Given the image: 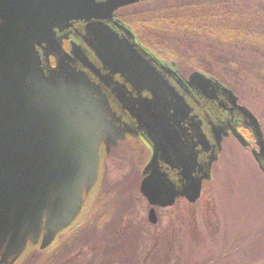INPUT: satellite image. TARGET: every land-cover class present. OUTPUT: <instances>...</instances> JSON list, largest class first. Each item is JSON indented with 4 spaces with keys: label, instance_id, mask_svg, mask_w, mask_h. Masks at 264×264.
Returning a JSON list of instances; mask_svg holds the SVG:
<instances>
[{
    "label": "water",
    "instance_id": "1",
    "mask_svg": "<svg viewBox=\"0 0 264 264\" xmlns=\"http://www.w3.org/2000/svg\"><path fill=\"white\" fill-rule=\"evenodd\" d=\"M142 1L0 0V264H15L27 246L41 238L40 248L45 250L70 227L98 181L100 146H116L125 139L115 120L107 118L110 98L103 94L98 98L99 86L84 72L63 60L57 72L46 76L43 71L35 47L55 46L56 33L74 26L84 32L79 34L83 41L90 38V47L110 72L121 75L133 91H145L161 103L169 97L174 104L176 129L168 126L171 117L166 111L146 124L154 155L140 191L152 207L150 223L157 224L156 208L172 207L181 197L190 203L200 199L203 181L210 179V168L217 160L223 130L211 126L215 141L203 129H192L196 136L192 137L189 118L191 122L196 118L190 105L175 94L155 66L157 60L136 43L132 31L114 21L118 10ZM190 84L198 85L209 101L224 99L231 112L239 113L254 132L260 153L253 154L264 172V139L256 116L203 74L193 73ZM121 93L116 101L130 116L141 120V112L150 113L148 99L130 93L132 100H127L130 96ZM178 119L188 126V135ZM230 129L248 148L246 139ZM168 170L177 173V183Z\"/></svg>",
    "mask_w": 264,
    "mask_h": 264
},
{
    "label": "rangeland",
    "instance_id": "2",
    "mask_svg": "<svg viewBox=\"0 0 264 264\" xmlns=\"http://www.w3.org/2000/svg\"><path fill=\"white\" fill-rule=\"evenodd\" d=\"M228 4L226 12L234 10V2ZM149 7L156 8L144 1L116 17L132 19L139 33L128 26L140 44L180 75L201 72L232 91L256 116L264 139V34L245 41L229 33L233 22L224 21L211 33L168 37L139 25L137 17ZM261 16L264 21V11ZM214 30L227 36L221 40ZM250 144L246 150L233 136L225 138L200 199L156 208L153 225L152 207L140 191L150 152L128 140L103 157L99 183L72 227L48 250L41 243L28 247L15 264H264V173L253 136Z\"/></svg>",
    "mask_w": 264,
    "mask_h": 264
},
{
    "label": "flooded vegetation",
    "instance_id": "3",
    "mask_svg": "<svg viewBox=\"0 0 264 264\" xmlns=\"http://www.w3.org/2000/svg\"><path fill=\"white\" fill-rule=\"evenodd\" d=\"M116 20L117 18L115 17V21ZM83 33L84 32L79 26H74L71 29L68 28L66 30H62V32L56 33L57 40L55 46L49 47L44 44L41 46H36V52L42 61V67L44 69L43 71L46 76H49L53 72H57L58 63L63 60L69 67L77 71L84 72L94 86H99L97 89L101 93H98V98H101L102 94L107 97V99L110 98V109H108L110 115L107 118L110 120L114 119V125L118 128L117 130H119V132L121 131L125 136V139L123 141H119L116 146H107L106 143H102L100 146V169L104 156L109 155L114 150L120 148L122 144L127 143L128 140L132 139L136 142H140L144 148L150 152L149 161L146 163V166L143 169L144 179L148 175L145 173L146 167L151 162L154 155L153 144L151 139H148L147 130H145L146 124L152 117L160 118L166 111L167 116L171 117L168 119V126L174 127L176 129V121H172V119H175L176 117L172 114V112H174L172 110L174 104L171 102L169 97L166 100V97H164L165 101L161 103L145 91H139V93L133 91L131 86L123 79L121 75H118L117 73H111L109 68L105 66L104 63L97 57L95 51L90 47V38L85 39L86 41H83L80 38L79 34ZM136 43L139 44L150 57L157 60L158 63H156L155 66L158 68L162 77L167 83H169L175 94L178 93L180 96L185 98L186 102L192 108V116L196 119L191 122L190 118H188L190 123L189 125L191 126L193 124V127H191V130H189L188 126H183L184 124L180 122V119H178L180 129L185 132V128H188V132L192 135V137H196L195 133L192 132V129H194L196 132L200 131V129H203V131L212 141H215V136L211 126L218 127L221 131L223 130L219 133L222 141L220 144V151L217 154V160L219 159L220 152L222 151V143L224 139L230 136L235 138L232 133V129L230 128H234L249 143L251 136L255 138L253 130L243 122V118L239 115V113L230 111L231 106L228 105L226 100L221 99V101H217L216 103L211 102L213 100L209 101V98H205L198 85L190 84L191 75L188 78L180 75L178 71H176L175 65H169L165 63L159 58V56H155V54L150 52V50L145 49L143 45L140 44L137 37ZM220 86L222 89L229 91L237 99L236 101L238 106H243L240 104L238 97L232 91L222 85ZM121 92H124L123 94H126L128 97L130 96V98H127V100H132L131 94L137 98L141 97L142 99H148L150 106L147 107L149 108L150 113L147 114L145 112H141V116H143L141 120L130 116L128 111L123 110L116 101V97L119 95L118 93ZM123 94L121 93V95ZM123 96L125 97V95ZM222 97L226 98L224 95H222ZM220 110L221 113L218 115ZM207 118L209 119L210 124ZM250 146L252 145L250 144ZM250 146L246 150H249ZM202 156L206 157V155L203 153ZM213 165L214 164H212V167L210 168V176L212 175ZM160 167L162 170L167 172V167L165 165L161 164ZM168 173L170 174L172 181L177 183L179 180L177 173H171L170 170H168ZM88 197H90V195ZM181 199L184 198L181 197Z\"/></svg>",
    "mask_w": 264,
    "mask_h": 264
},
{
    "label": "trees",
    "instance_id": "4",
    "mask_svg": "<svg viewBox=\"0 0 264 264\" xmlns=\"http://www.w3.org/2000/svg\"><path fill=\"white\" fill-rule=\"evenodd\" d=\"M147 1H151L156 8L152 10L149 7L143 9L142 12L140 11L141 14L137 17L139 25L143 28L146 26L150 27L154 31L168 37L173 36L176 31L181 33L192 31L196 33L201 30L200 35L207 32L211 33V28H218L219 30L224 21L233 22L232 24L235 27H231V24L228 25L230 26L228 28L229 33L239 35L245 41L253 38L259 39L264 34V21L261 16L262 11H264V0H229L228 3L234 2V5L230 8L234 10H229L228 12L225 9L229 4L223 0ZM248 18L251 20L249 24L246 21ZM125 23L138 32L137 25L132 19L125 20ZM203 29L205 30L204 32ZM214 33H218L221 40L227 36L225 32H216L214 30Z\"/></svg>",
    "mask_w": 264,
    "mask_h": 264
}]
</instances>
